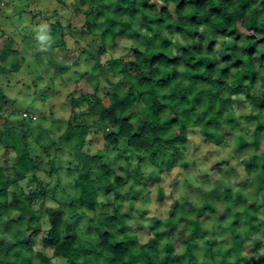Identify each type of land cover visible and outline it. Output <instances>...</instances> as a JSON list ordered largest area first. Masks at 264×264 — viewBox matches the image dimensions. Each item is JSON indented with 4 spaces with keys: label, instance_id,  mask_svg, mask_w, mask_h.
<instances>
[{
    "label": "trees",
    "instance_id": "obj_1",
    "mask_svg": "<svg viewBox=\"0 0 264 264\" xmlns=\"http://www.w3.org/2000/svg\"><path fill=\"white\" fill-rule=\"evenodd\" d=\"M86 2L81 0L82 4ZM2 3L7 6L13 4V0H0V14L9 19L11 15ZM75 11L85 15V27L90 32H96L89 22L96 13H105L108 24L100 33L103 53L98 54L97 63L85 78L94 92L81 93L71 101L65 134L51 138L58 141V151H76L79 165L86 158L91 159L86 151L78 148L89 143L88 134L92 132L89 120L92 118L97 119L96 126L103 124L99 130L103 131L106 145H123L125 151L137 153L141 163L165 154L178 156L189 133L197 130L204 142L221 146L227 134L237 129L233 96L244 94L252 109L258 114L264 111V1L89 0L87 9L78 7ZM137 21H141L142 28L135 23ZM52 27L49 33L45 31L49 39L41 40L38 32L34 34L49 56L56 47H67L63 33L57 43L50 38L61 31L56 30L61 28L60 24ZM175 33L185 40L194 39L195 46H186L178 56L171 38ZM126 35L134 37L138 43L130 49V56L108 57L106 63H101L102 57L106 58L108 44H118ZM218 46H223L225 54L218 52ZM3 59L0 55V62ZM13 66L18 69V62ZM106 67L110 72L108 82L114 85L112 78L119 77L128 87L125 99L121 98L119 90L98 96L99 76ZM3 71L0 65V76ZM15 102L8 104L0 86V117L17 113ZM25 113L27 122L29 114ZM256 120L251 140L239 137L237 142L240 148L259 151L243 159L247 176H256H252L249 186L259 191L264 189L262 114ZM21 122L24 124L23 118ZM1 137L6 140L7 147L16 151L13 167L16 175H5L0 167V223L8 221L6 233L13 242L11 246L0 244V264H53L55 258L63 264H264V252L259 253L260 247L255 250L257 257L251 250L244 254L245 240L255 234L254 230L262 227L264 234V219L259 218L255 205L242 210L231 209L229 222L218 221L210 229V239L201 236L207 218L217 213L219 193L227 200L232 198L233 190L220 180L210 192L202 191L199 203L191 201L189 194L184 193L169 216L158 221L153 236L146 243L140 242L119 210L95 215L93 228L100 242L84 241L67 225L59 207L37 203L38 196L48 194L44 184L40 183V188L34 190L33 197L18 190L10 192L20 179L31 176L39 182L36 171L43 160L32 143L21 138L18 144L20 138L15 130L5 129ZM55 160L49 162L53 168ZM91 167L77 170L71 197L75 202L71 210L74 215L81 209L95 210L100 203L99 191L91 182ZM113 172L103 166L99 179L104 189L116 187L111 181ZM120 180L116 177L117 183ZM156 180L160 181L161 177ZM237 195L244 202L250 200L241 190ZM42 212L51 220L50 229L45 231L38 225ZM14 213L19 215L16 220L12 219ZM243 222L248 225L246 229H242ZM25 233L29 235L28 242L22 241ZM39 235H42V248L36 250ZM228 240L229 245L224 243ZM179 241L184 244L183 251L177 249ZM47 250L52 251V256Z\"/></svg>",
    "mask_w": 264,
    "mask_h": 264
},
{
    "label": "rangeland",
    "instance_id": "obj_2",
    "mask_svg": "<svg viewBox=\"0 0 264 264\" xmlns=\"http://www.w3.org/2000/svg\"><path fill=\"white\" fill-rule=\"evenodd\" d=\"M86 1V4H82L81 0H13V4H1L7 7L6 12L11 17L6 19L0 14V55L4 58L0 62L4 68L0 76V86L8 104L16 101L17 113L8 114L6 118L0 117V167L5 170V175H16L13 168L16 163V151L7 147L6 140L1 137V132L5 129L15 130L20 138L19 145L22 139L32 143L43 160L36 171L39 182L32 180L31 176L20 179L19 186L13 185L10 192L18 190L19 193L24 192L33 197L36 192L34 190L40 188V183L44 184L48 194L41 198L36 196L37 203L44 202L47 207H59L60 215L67 225L84 241L92 244L100 242V237L93 228L95 215L119 210L125 215L126 222L131 225L132 232L138 235L140 242L146 243L153 236V228L158 221L169 216L171 208L177 205L184 193L189 194L191 201L199 203L202 201V191L213 190L217 180L223 181L233 190L232 198L227 200L219 193L221 200L216 202L217 213L207 218L202 237L210 239V229L215 227L218 221L229 222L233 208L242 210L244 207L255 205L259 218L264 219V189L257 191L256 187L249 186L252 176H256H247L243 162L245 157H252L259 151H249V147L240 148L237 142L239 137L251 140L257 116L262 114L264 118V111L258 114L252 109L244 94L233 96V109L238 120L237 129L227 134L221 146L204 142L197 130L189 133L187 143L181 147L178 156L165 154L140 163L138 154L130 150L125 151L123 145H106L103 131L99 130L103 124L96 126L97 119L92 118L89 120L92 125V132L88 134L89 143L78 148L86 151L91 159L86 158L83 164L79 165L75 158L76 151L57 150L58 141H52L51 138L65 134L71 116V101L77 99L81 93L94 92V87L86 83L85 78L97 63L98 54L103 53L100 33L108 28L105 13H96L90 17L89 22L95 28V33L85 27V15L78 14L75 10L78 7L87 9L89 0ZM108 9L113 11L111 7ZM135 23L138 27H143L141 21ZM42 24L48 25L45 30L47 33L54 29L52 26L60 24L61 28L56 30L61 31H57L54 37L50 38L57 43L63 33L67 42L66 49L56 47L50 52V56L44 51V46L39 44L34 35ZM166 31L170 32L171 29ZM171 38L175 43L173 50L178 56L186 46H195L194 39L185 40L177 33ZM10 39L13 42H10ZM133 46H138V43L130 35H126L118 44H108L106 58L102 57L101 63H106L108 57H129ZM217 50L225 54L223 46H218ZM16 62L18 69L13 66ZM109 73V68L106 67L99 76L98 96L103 97L119 90L121 98L125 99L128 87L122 84L119 77L112 78L115 82L112 85L107 80ZM79 79L81 81H78ZM25 112L29 114L27 122ZM22 118L24 124L21 122ZM261 140L264 142V131ZM53 160L54 168L49 164ZM90 165L91 182L99 191L100 203L95 210L81 209L74 215L71 210L75 202H72L71 197L74 195L77 170L89 168ZM103 166L114 171L111 181L116 187L113 190L104 189L100 183ZM116 177H120V182L117 183ZM156 177H161V180L157 181ZM239 190L251 201L244 202L240 199L237 195ZM17 218L19 215L14 213L12 219ZM7 222L3 220L0 223V244L11 246L13 242L6 233ZM38 225L42 231L50 229L51 220L46 212L40 214ZM241 225L242 229L248 227L245 222ZM254 233L245 240L244 254L251 250L257 257L255 250L258 247L259 253L264 252L263 228L255 229ZM22 241H29L28 233L23 234ZM41 242L42 235H39L36 250L42 248ZM224 243L229 245L230 241ZM179 245L178 251H183L184 244L179 241ZM46 253L52 256L51 250ZM201 254L204 255V252ZM53 264L63 263L55 258Z\"/></svg>",
    "mask_w": 264,
    "mask_h": 264
},
{
    "label": "clouds",
    "instance_id": "obj_3",
    "mask_svg": "<svg viewBox=\"0 0 264 264\" xmlns=\"http://www.w3.org/2000/svg\"><path fill=\"white\" fill-rule=\"evenodd\" d=\"M47 28H48L47 24L40 25L39 30H38L39 39H41V40L49 39V37L47 36V34L45 32V30Z\"/></svg>",
    "mask_w": 264,
    "mask_h": 264
}]
</instances>
